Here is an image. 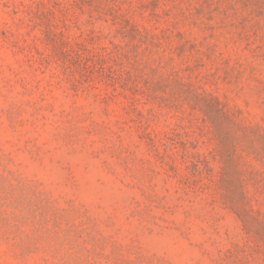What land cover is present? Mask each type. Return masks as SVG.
I'll return each instance as SVG.
<instances>
[{
  "label": "rangeland",
  "instance_id": "obj_1",
  "mask_svg": "<svg viewBox=\"0 0 264 264\" xmlns=\"http://www.w3.org/2000/svg\"><path fill=\"white\" fill-rule=\"evenodd\" d=\"M0 264H264V0H0Z\"/></svg>",
  "mask_w": 264,
  "mask_h": 264
}]
</instances>
